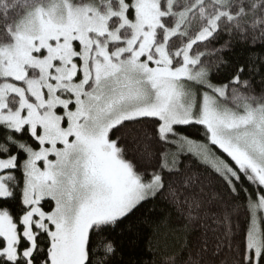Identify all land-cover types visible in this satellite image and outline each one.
Here are the masks:
<instances>
[{"label": "snow or ice", "instance_id": "6c2138e0", "mask_svg": "<svg viewBox=\"0 0 264 264\" xmlns=\"http://www.w3.org/2000/svg\"><path fill=\"white\" fill-rule=\"evenodd\" d=\"M0 264H264V0H0Z\"/></svg>", "mask_w": 264, "mask_h": 264}, {"label": "trees", "instance_id": "16d2710c", "mask_svg": "<svg viewBox=\"0 0 264 264\" xmlns=\"http://www.w3.org/2000/svg\"><path fill=\"white\" fill-rule=\"evenodd\" d=\"M221 43H223V40L219 42H214V46L220 47ZM256 51H259V49H256ZM245 55L246 53L242 50V46L237 45L234 51L228 52L227 58L236 60V59H239L241 56H245ZM182 159L184 160L185 164H188L191 162L190 160L185 159V157ZM192 159L195 160L197 158L192 156ZM195 170H197L196 166L193 167V171ZM200 170L202 171V168ZM151 208H152V203L146 204L141 209L140 212H137L129 220H125L124 223L115 230L114 235H115L117 245L125 246V259H127L130 254L131 255L137 254L139 252L140 247H142V245L139 244V241H136L137 246L135 248L128 246V238L130 235H133L139 230L141 222L146 216L149 215V209Z\"/></svg>", "mask_w": 264, "mask_h": 264}, {"label": "rangeland", "instance_id": "374dc122", "mask_svg": "<svg viewBox=\"0 0 264 264\" xmlns=\"http://www.w3.org/2000/svg\"><path fill=\"white\" fill-rule=\"evenodd\" d=\"M200 142H202V141H200ZM214 151H215V149H214ZM186 156H191V157L193 156V157H196L194 153H188V152H185V153L181 154V157H180V158L182 159V158H184V157H186ZM208 166L211 167L210 164H209Z\"/></svg>", "mask_w": 264, "mask_h": 264}]
</instances>
